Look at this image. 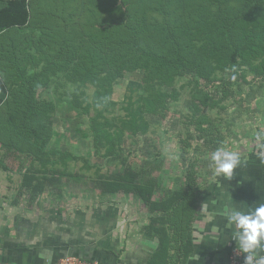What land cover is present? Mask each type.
I'll return each instance as SVG.
<instances>
[{
	"label": "rangeland",
	"instance_id": "obj_1",
	"mask_svg": "<svg viewBox=\"0 0 264 264\" xmlns=\"http://www.w3.org/2000/svg\"><path fill=\"white\" fill-rule=\"evenodd\" d=\"M251 6L264 14V0H28V24L0 34V77L12 90L0 104V158L7 173L25 170L31 160L50 159L57 174L71 176L72 195L101 196L107 180L105 185L128 193L104 200L136 207L143 216L145 204L131 189L135 175L153 201L184 191L196 214L207 220L206 211L223 197L217 191L223 178H213L211 153L220 146L237 152L242 164L234 174L254 173L262 163L264 72L224 64L207 75L186 63L180 72L162 68V76H148V84L142 69L124 72L112 83L113 104L105 113L120 151L107 156L102 148L96 151L89 127L94 87L79 83L81 66L73 69L85 62L87 48L106 36L119 41L118 49H127L122 43L133 34L153 42L167 31L194 28L210 18H239ZM157 50L174 57L169 49ZM131 81L147 97L145 105L153 107L137 120L139 130L129 129L122 118ZM18 97L20 103L31 99L53 105L42 113L48 137L44 153L37 152L30 130L36 125L22 117Z\"/></svg>",
	"mask_w": 264,
	"mask_h": 264
},
{
	"label": "trees",
	"instance_id": "obj_2",
	"mask_svg": "<svg viewBox=\"0 0 264 264\" xmlns=\"http://www.w3.org/2000/svg\"><path fill=\"white\" fill-rule=\"evenodd\" d=\"M1 3L0 34L11 28H23L28 24V0H1ZM249 8L246 14L239 18H210L194 28L167 31L156 36L153 42L133 34L135 36H132L130 41L124 40L122 43L123 46L129 47L127 49H118L119 41L112 40L110 36L104 37L102 43L97 42L98 44L88 47L90 50L84 56L85 62L75 65L73 70L75 72L81 66L80 69L83 68L84 73L82 71L79 83L82 86L88 83L94 87L93 112L89 117V127L93 142L97 145L96 151L99 152L102 148L103 154L107 156L116 155L120 151V148H115L116 132L111 130L105 113L113 104L109 100L112 83L124 72L142 69L145 84H148L150 75L162 76V68H172L180 72L186 63L194 64L195 68H201L207 75L214 73L224 64L231 68L243 65L253 73L264 72V14H257L255 7ZM157 49H169V53L174 57L169 58L165 53L167 50L161 52ZM219 49H222L220 53ZM197 74L203 77L202 71H197ZM133 84L135 83L131 81L125 92L121 107L125 114L122 118L127 119L125 124L129 129L139 130L137 120H142L144 110H153V107L145 105V102H148L147 97L142 92L138 93ZM10 91L0 77V104L3 96ZM17 99L19 105L23 104L24 120L36 125L30 130L37 139V152L44 153L48 137L45 135L46 126L43 122L46 119L42 113L49 111L52 103L31 99L20 103L19 97ZM32 108L41 110L42 115ZM55 164V161L50 159L31 160L22 173L23 184L36 190L42 188L40 185L45 181L52 182L62 178L64 174H57L56 169L51 168ZM0 166L3 167L1 158ZM75 178L80 180L81 176ZM104 182L107 180H103L104 190L100 191L101 195L128 193V190L120 191L117 187L105 185ZM131 189H134L133 194L143 200L149 212L146 230L157 237L160 243L159 249L151 258V264L175 250L186 258L191 248V226L197 216L196 205L184 191L176 193L175 197L153 201L152 192L146 191V186L137 184L135 175L131 176Z\"/></svg>",
	"mask_w": 264,
	"mask_h": 264
},
{
	"label": "crops",
	"instance_id": "obj_3",
	"mask_svg": "<svg viewBox=\"0 0 264 264\" xmlns=\"http://www.w3.org/2000/svg\"><path fill=\"white\" fill-rule=\"evenodd\" d=\"M4 166L6 162L0 166V261L51 264L64 255H77L99 264H151L160 243L146 230L145 205L140 216L136 207L105 201L114 198L108 194L72 195L71 176L45 181L34 190L23 184L24 170L7 173L10 169ZM222 183L217 190L223 193L222 201L217 199L206 211L207 220L199 212L192 223L187 257L175 250L152 264L228 263L236 244L223 213L232 206L247 209L264 203V163L257 164L254 173H235Z\"/></svg>",
	"mask_w": 264,
	"mask_h": 264
},
{
	"label": "clouds",
	"instance_id": "obj_4",
	"mask_svg": "<svg viewBox=\"0 0 264 264\" xmlns=\"http://www.w3.org/2000/svg\"><path fill=\"white\" fill-rule=\"evenodd\" d=\"M261 162L264 163V154L261 155ZM241 164L239 154L224 146L211 153L214 179L223 177L227 181L232 180L234 170ZM223 215L225 227L231 230V240L235 242L237 252L246 254L243 257L244 264H264V203L253 204L247 209L232 206Z\"/></svg>",
	"mask_w": 264,
	"mask_h": 264
},
{
	"label": "built area",
	"instance_id": "obj_5",
	"mask_svg": "<svg viewBox=\"0 0 264 264\" xmlns=\"http://www.w3.org/2000/svg\"><path fill=\"white\" fill-rule=\"evenodd\" d=\"M244 255L246 254H239L236 248H232L227 264H244ZM0 264H9L4 261H0ZM51 264H99L96 260H88L77 255H64L58 259H56Z\"/></svg>",
	"mask_w": 264,
	"mask_h": 264
}]
</instances>
